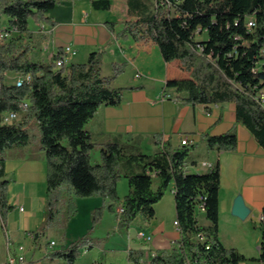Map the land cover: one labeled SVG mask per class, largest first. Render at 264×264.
I'll list each match as a JSON object with an SVG mask.
<instances>
[{"label": "trees", "instance_id": "trees-1", "mask_svg": "<svg viewBox=\"0 0 264 264\" xmlns=\"http://www.w3.org/2000/svg\"><path fill=\"white\" fill-rule=\"evenodd\" d=\"M63 0H1L0 12L10 19L15 33L8 42H0V178L5 153L30 143L29 126L36 120L42 132V149L48 163L47 219L36 240L51 226L58 212L57 193L67 188L65 225L77 213L74 198L100 195L108 200V209L121 200L118 183L128 179L129 193L122 203L119 227L129 229L142 217L149 221L157 204L171 183L175 187L176 214L181 238L171 252L158 251L149 264H239L247 258L236 249L226 248L219 238L220 162L205 173H190L188 165L196 145L173 146L156 135L158 151L154 155L128 154L122 143H108L102 150L101 163H92L95 146L90 122L103 106H117L128 89L139 85L116 87L114 81L126 69L114 64L110 75L103 73V52L94 51L86 63L62 68L55 60L43 62L30 57L35 23L56 22L47 13ZM113 0H92L95 9L110 10ZM134 17L124 25L122 36H132L140 46L157 45L167 63L179 61L188 77L169 79L167 87L184 93L193 104L235 102L238 122L244 124L264 147V107L258 99L264 93V0H129ZM250 22L253 24L250 25ZM114 28L117 23H108ZM207 35L204 39L201 36ZM31 74L32 81L21 87L4 81V74ZM27 101L24 111L21 103ZM19 112L20 119L3 123L8 112ZM209 150H235V131L207 135ZM135 161V162H134ZM139 162L138 172L126 171L128 163ZM124 169V170H123ZM156 172L153 177L148 172ZM8 180L0 179V212L5 219L11 209L7 203ZM203 205L204 210L201 209ZM205 212L209 225L200 223ZM104 207L92 213L93 224L103 217ZM259 260L264 264V224ZM94 241L85 235L67 248L48 254L50 260L63 259L76 264L85 248Z\"/></svg>", "mask_w": 264, "mask_h": 264}, {"label": "crops", "instance_id": "crops-1", "mask_svg": "<svg viewBox=\"0 0 264 264\" xmlns=\"http://www.w3.org/2000/svg\"><path fill=\"white\" fill-rule=\"evenodd\" d=\"M63 4L66 6H57L47 13L56 22L55 26L35 23L32 44L35 41L41 50L33 51L30 57L49 62L70 46L66 57L71 65L86 63L92 52L102 51L104 75H110L116 63L126 65L114 86H140L126 90L121 104L103 106L90 122L89 130L95 143L92 163H101V150L108 143L126 145L128 154L139 149L143 154L154 155L158 151L154 143L156 135L174 147L180 144L182 137H190L196 145L188 165L190 173H205L216 160L220 162L219 238L222 244L247 258L239 264H262L258 258L262 239L259 225L264 224V147L248 127L238 122L235 102L193 104L183 98V92L167 87L169 79L188 77L190 72L184 70L179 61L167 63L157 45L140 46L132 36H122L125 23L134 18L130 14L129 0H113L110 10L95 9L92 0H63ZM2 18L4 29H8L9 17L0 13V21ZM108 23L117 25L112 28ZM232 130L238 139L235 150L208 149L207 135ZM5 157L0 179L9 181L7 203L11 209L5 219L0 212V264H9V256L20 253L26 258V262L20 264H65L63 259L50 260L47 255L67 248L85 235H90L94 245L81 251L76 264H149L158 251L171 252L179 247L181 232L175 226L174 183L155 204L151 220L138 217L129 229L119 227L118 208L129 193V182L123 179L125 175L118 183L121 201L114 206V212L108 209L109 201L100 195L76 197L77 213L66 226V212L60 216L58 205L60 199L67 198L68 190L61 188L57 193L58 212L54 224L36 240L35 235L47 219L45 151L42 147L35 149L30 142L9 149ZM138 163H128L126 171L138 172ZM238 196L243 197L250 211L245 219L233 214ZM100 207H104L103 217L92 226V213ZM200 216L201 224H210L205 212ZM141 231L150 235L151 240L139 237ZM20 245L24 246L23 252L19 251Z\"/></svg>", "mask_w": 264, "mask_h": 264}, {"label": "built area", "instance_id": "built-area-1", "mask_svg": "<svg viewBox=\"0 0 264 264\" xmlns=\"http://www.w3.org/2000/svg\"><path fill=\"white\" fill-rule=\"evenodd\" d=\"M165 1H167V0H165ZM0 2H1V0H0ZM252 24L253 23L250 22V25H252ZM52 29H53V27L50 30H52ZM14 34H15V30L14 29H3V30H0V42H2V43L8 42L10 39H12ZM70 51H71V47L70 46H66L64 48L63 55H60L55 60L56 66L58 68H62V67L68 66L66 54H68ZM32 78L33 77H32L31 74H26V75L19 74L14 82H15V85L17 87H21V86H23L26 83H30L32 81ZM258 101L264 107V93H262L260 95ZM20 107H21L22 110L26 111L29 108V104H28L27 101H25V102L21 103ZM20 116L21 115H20L19 112H15V111L8 112V113H6L3 116L2 122L6 123V124L13 123L15 121H18L20 119ZM180 144L181 145H194L195 141L192 140L188 136H184V137H182ZM0 169H1V164H0ZM148 173L151 174V176H153V177L156 176V172L155 171L154 172H150L149 171ZM0 194H1V191H0ZM201 209L204 210L203 205H201ZM21 210H23V207H21ZM124 210H125V208H124V205L122 203L119 206V208H118V214L121 215L124 212ZM175 226L179 229V221L177 219L175 220ZM139 237L147 239V240H151V236L147 235L144 231H141L139 233ZM51 245L54 246L55 242H51ZM19 251H21V252L24 251V246L23 245L19 246ZM24 262H26V258L24 256V254H21V253L18 254L17 256L10 255L9 258H8V263L9 264H20V263H24Z\"/></svg>", "mask_w": 264, "mask_h": 264}, {"label": "rangeland", "instance_id": "rangeland-1", "mask_svg": "<svg viewBox=\"0 0 264 264\" xmlns=\"http://www.w3.org/2000/svg\"><path fill=\"white\" fill-rule=\"evenodd\" d=\"M62 6H66V4H61L59 5V7H62ZM1 13V12H0ZM2 15H5L3 13H1ZM7 16V15H6ZM4 18V17H3ZM3 18L1 19L0 21V28H3L4 29V23H3ZM7 24H10V21L9 23L6 22ZM30 29L33 31L35 29V21L34 20H31L30 21ZM204 38L207 37V35H204L203 36ZM5 43V42H4ZM35 46V47H34ZM41 50V47L40 45H38V43H35L34 41V44H33V49L31 51V53L34 51V52H40ZM34 57V56H33ZM35 58V57H34ZM125 72V71H124ZM123 72V73H124ZM122 73V74H123ZM18 76L17 73H13V72H6L4 74V81L6 84H13L16 77ZM29 131H30V142L31 144L33 145V147L35 149H38V148H41L42 147V132L40 130V127H39V124L36 120H32L31 123H30V126H29ZM139 149L136 150V152H138ZM140 152V151H139ZM142 153V152H140ZM135 162V161H134ZM140 169V168H139ZM124 170V169H123ZM136 170V169H135ZM124 176V175H122ZM125 181H128L126 177L123 178ZM66 207H67V198H64V199H60L59 201V205H58V209H59V213L61 212V215L60 216H63L64 213L66 212ZM201 217V216H200ZM91 221H92V226H95L93 224V218L91 217Z\"/></svg>", "mask_w": 264, "mask_h": 264}, {"label": "water", "instance_id": "water-1", "mask_svg": "<svg viewBox=\"0 0 264 264\" xmlns=\"http://www.w3.org/2000/svg\"><path fill=\"white\" fill-rule=\"evenodd\" d=\"M249 212L250 211L246 207L243 197L238 196L234 204L233 214L240 217L241 219H245L246 217H248Z\"/></svg>", "mask_w": 264, "mask_h": 264}]
</instances>
